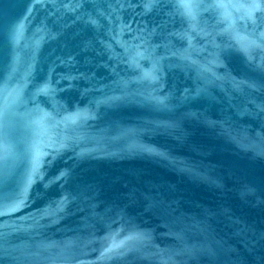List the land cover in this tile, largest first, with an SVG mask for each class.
Here are the masks:
<instances>
[{"label": "water", "instance_id": "1", "mask_svg": "<svg viewBox=\"0 0 264 264\" xmlns=\"http://www.w3.org/2000/svg\"><path fill=\"white\" fill-rule=\"evenodd\" d=\"M0 264H264V0H0Z\"/></svg>", "mask_w": 264, "mask_h": 264}]
</instances>
